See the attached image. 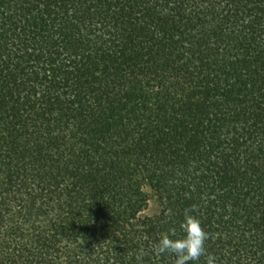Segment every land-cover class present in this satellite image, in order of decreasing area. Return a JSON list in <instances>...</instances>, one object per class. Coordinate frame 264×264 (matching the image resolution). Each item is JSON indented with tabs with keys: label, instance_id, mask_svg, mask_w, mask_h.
Returning <instances> with one entry per match:
<instances>
[{
	"label": "trees",
	"instance_id": "16d2710c",
	"mask_svg": "<svg viewBox=\"0 0 264 264\" xmlns=\"http://www.w3.org/2000/svg\"><path fill=\"white\" fill-rule=\"evenodd\" d=\"M186 212L264 264V0H0V264H174Z\"/></svg>",
	"mask_w": 264,
	"mask_h": 264
},
{
	"label": "clouds",
	"instance_id": "9594fccd",
	"mask_svg": "<svg viewBox=\"0 0 264 264\" xmlns=\"http://www.w3.org/2000/svg\"><path fill=\"white\" fill-rule=\"evenodd\" d=\"M179 229L182 233L179 237L175 229L162 233L152 246L153 254L173 257L174 264H199L201 258H204V264H217V257L208 253L205 247L209 234L196 216L186 212Z\"/></svg>",
	"mask_w": 264,
	"mask_h": 264
}]
</instances>
